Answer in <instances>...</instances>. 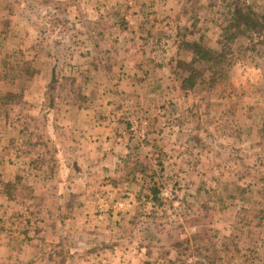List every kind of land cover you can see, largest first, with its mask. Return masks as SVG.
Returning a JSON list of instances; mask_svg holds the SVG:
<instances>
[{"label": "rangeland", "instance_id": "obj_1", "mask_svg": "<svg viewBox=\"0 0 264 264\" xmlns=\"http://www.w3.org/2000/svg\"><path fill=\"white\" fill-rule=\"evenodd\" d=\"M235 1L0 0L25 64L0 68V264H264V44L223 41ZM192 42L224 61L185 88Z\"/></svg>", "mask_w": 264, "mask_h": 264}, {"label": "trees", "instance_id": "obj_2", "mask_svg": "<svg viewBox=\"0 0 264 264\" xmlns=\"http://www.w3.org/2000/svg\"><path fill=\"white\" fill-rule=\"evenodd\" d=\"M229 5V14L230 19L227 21V24L222 29L223 41L226 43H234L238 38H245L248 40H254L256 36H259L261 41L259 44H264V13L258 12L252 7L247 0H236ZM189 46L193 49L194 58L190 63H183L185 72L188 71V75L183 79L184 87L186 86L193 87L196 84V71L193 67V64L197 60L202 58L208 59V61L213 62L215 66L221 65L224 61V57L218 52L212 51L207 47L203 46L199 42L188 43ZM225 44V43H224ZM263 46V45H262ZM6 59L1 62V70L3 71L2 77L5 78L7 82L16 83L18 79L24 74L25 64L23 61L15 59L11 60V57L14 56L11 54L5 55ZM186 88V87H185ZM9 100L13 101L11 98ZM52 103L50 102L49 106L54 105L53 97H50ZM4 187L7 190V198L10 201L22 202L26 195L30 196L32 191L29 190L27 184L22 182V177L16 176L12 181L5 183ZM151 194L154 196L153 201H157L158 188L150 187ZM27 191V193H25ZM26 194V195H22ZM247 217H241L240 223L244 222ZM262 218H260L261 220ZM237 224V223H236ZM233 235V233H232ZM234 246L236 251L238 250V243H235ZM60 256L65 255L64 252H60ZM67 257L62 258L63 264L66 263Z\"/></svg>", "mask_w": 264, "mask_h": 264}]
</instances>
